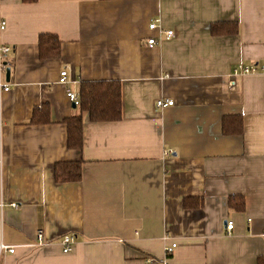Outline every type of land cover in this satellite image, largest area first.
I'll use <instances>...</instances> for the list:
<instances>
[{"label":"crops","instance_id":"obj_1","mask_svg":"<svg viewBox=\"0 0 264 264\" xmlns=\"http://www.w3.org/2000/svg\"><path fill=\"white\" fill-rule=\"evenodd\" d=\"M0 18L14 48L0 97V202L3 241L17 247L0 264H160L174 244L168 264H258L264 75L233 69L264 63V0H0ZM154 21L175 37L150 46ZM222 22L239 34L212 36ZM45 34L60 39L59 58L41 59ZM66 69L78 96L86 82L122 87V120L83 114L80 151L68 147L65 121L79 109L59 83ZM160 100L175 104L159 110ZM46 107L50 123L31 124ZM230 116L242 118L240 135L224 134ZM60 162H80L82 180L56 183ZM234 196L244 211L230 208ZM188 198L203 206L186 208ZM39 231L47 244L29 247Z\"/></svg>","mask_w":264,"mask_h":264},{"label":"trees","instance_id":"obj_2","mask_svg":"<svg viewBox=\"0 0 264 264\" xmlns=\"http://www.w3.org/2000/svg\"><path fill=\"white\" fill-rule=\"evenodd\" d=\"M25 2L37 0H24ZM110 1V0H103ZM237 23H214L211 25V34L218 36H235L239 34ZM60 39L51 34L40 37V57L42 60L57 59L61 54ZM79 112L65 123L68 128V147L71 150L80 151L84 145L83 114L89 115L92 123L116 122L123 118L122 87L119 83L111 82H86L82 83L79 90ZM31 124L42 125L50 123L49 108H42L34 112ZM223 132L225 135H240L243 128L241 117H226L223 120ZM82 164L80 162H60L55 166L54 177L58 184L78 183L82 180ZM232 210L242 212L246 208L244 197L234 196L229 200ZM186 208H200L203 201L188 198L185 199ZM258 264H264V257H260Z\"/></svg>","mask_w":264,"mask_h":264},{"label":"built area","instance_id":"obj_3","mask_svg":"<svg viewBox=\"0 0 264 264\" xmlns=\"http://www.w3.org/2000/svg\"><path fill=\"white\" fill-rule=\"evenodd\" d=\"M7 28L6 21L0 18V97L3 93L9 92L11 87L8 83L4 81V77L7 75L8 69H11L12 66V54L14 48L9 45H4L1 41V34ZM150 31H158L160 36L157 39H150L148 44L150 46L158 45L164 39L170 40L175 37V32L173 31H164L160 26L159 21H154L149 26ZM251 75H264V63H252L249 65L239 64L233 69V76H251ZM59 83L66 87V95L68 100L75 106L80 105V99L77 92L74 88L78 85L77 82L70 80L69 71L66 69L61 72ZM174 101L171 100H160L156 103V108L159 110L166 109L174 106ZM1 126V123H0ZM173 154V151H166V155L170 156ZM9 207L18 209L19 205L16 203L10 204ZM6 209V205L3 202H0V259L5 254H15L16 246H8L3 241V215ZM233 222L227 224V231L231 232L233 230ZM78 237L74 234L66 235L62 238V246L64 248V253H69L72 251V248L76 245ZM45 236L42 231H39L36 236V242L32 245H29L31 248H38L45 246L47 243L45 241ZM176 245L165 248L166 258L161 261L160 264H168L167 258L171 256L176 249Z\"/></svg>","mask_w":264,"mask_h":264},{"label":"water","instance_id":"obj_4","mask_svg":"<svg viewBox=\"0 0 264 264\" xmlns=\"http://www.w3.org/2000/svg\"><path fill=\"white\" fill-rule=\"evenodd\" d=\"M10 75H11V69H8V71H7V81L10 80Z\"/></svg>","mask_w":264,"mask_h":264},{"label":"bare ground","instance_id":"obj_5","mask_svg":"<svg viewBox=\"0 0 264 264\" xmlns=\"http://www.w3.org/2000/svg\"><path fill=\"white\" fill-rule=\"evenodd\" d=\"M163 36V35H162Z\"/></svg>","mask_w":264,"mask_h":264}]
</instances>
